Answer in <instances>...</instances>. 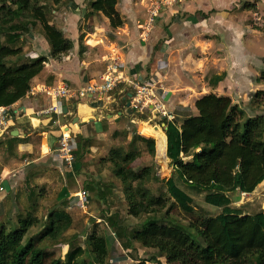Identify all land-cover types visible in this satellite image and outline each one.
Instances as JSON below:
<instances>
[{"label": "crops", "instance_id": "0c3cea01", "mask_svg": "<svg viewBox=\"0 0 264 264\" xmlns=\"http://www.w3.org/2000/svg\"><path fill=\"white\" fill-rule=\"evenodd\" d=\"M72 2L75 9L63 23L57 25L49 21L73 41V48L67 54L59 59L51 58L50 46L38 31L23 47L30 58L45 56L38 46V41H43L45 46L42 48L47 50L48 60L41 72L31 79L25 96L6 106L10 116L8 126L0 127V222L17 221L19 212L30 207L27 211L34 213L35 208H41L42 203H46V198L36 194V187L30 191L28 185L39 183L45 187L54 181L46 161L59 163L55 146L64 129L71 134L75 153L79 155L73 170L58 164L64 182L56 200L66 203V207L61 209L71 214L73 225L75 216L80 215L79 209H85L89 202V197L81 198L78 193L86 190L82 188L85 184L94 186V195L100 202H112L114 197L110 186L106 189L98 184L100 177L103 181L112 180V172L107 167L101 173L96 166L99 158L106 157L108 153H98L101 149H98V143L104 142L110 150L119 131L131 126L136 130L127 132L128 137L137 134L153 138L157 134V138L167 143L168 123L179 126L187 117L198 115L195 101L200 96L215 93L233 99L234 95L239 97L245 91L255 92L254 84L258 83L255 78L263 70V56H256L250 51L245 39L253 32L261 33L253 28V24H257L253 19L264 14V0H181L158 9L152 22L148 21V12L154 0H118L117 9L124 18V24L118 28H111L108 18L101 13H92L90 0ZM243 2L254 3L256 12L243 7ZM83 7L87 16L83 14ZM78 16L92 23L97 30L103 29V35L99 37L95 31L89 35L97 38L94 46L103 43L105 54H99V49L87 42L80 49L76 27ZM250 17L253 19L250 20ZM112 45H115L114 51L121 56L129 75L139 81L154 79L166 90L164 105L172 111L173 120L157 116L149 108L136 109L128 94L123 92L122 85L104 96L78 101L54 99L41 92L44 87L61 83L78 88L98 79L106 67ZM211 73H225L220 85H209ZM53 106L55 109L51 112H43ZM53 112L57 113V117L50 124ZM154 124L159 128L153 127ZM156 137L153 138L155 147L152 155L156 153ZM116 191L123 195L121 182ZM71 227L67 229L68 233L72 231ZM126 249L131 250L130 247ZM129 258L132 260V257Z\"/></svg>", "mask_w": 264, "mask_h": 264}, {"label": "trees", "instance_id": "16d2710c", "mask_svg": "<svg viewBox=\"0 0 264 264\" xmlns=\"http://www.w3.org/2000/svg\"><path fill=\"white\" fill-rule=\"evenodd\" d=\"M38 1L0 0V107L10 106L24 97L30 89L31 79L41 72L48 60L46 56H38L9 65L7 59L20 55L22 47L15 45L20 38L18 32H13L10 41L3 43L1 33L6 26L16 25L15 20L21 17L31 21L22 24L27 31L31 25L39 24L53 59H59L73 48L71 38L49 22ZM50 1L59 3L63 0ZM117 3L118 0H90V10L108 18L111 28H118L124 24V18ZM243 7L255 11L254 3L243 2ZM224 76L225 73L212 75L209 85H220ZM255 81L264 82V69ZM262 96L264 90L255 91L254 97L259 98L258 101ZM195 107L198 115L187 117L179 126L168 123L164 149L171 165L174 161V172L170 177L155 172V178L163 181L165 188L158 195L146 186L153 178L154 166L146 165L137 171L132 167L139 151L112 147L106 160L112 174L121 182L128 215L139 217L157 213L169 201L184 212L192 213L193 198L187 190L202 193L206 204L221 208V211L192 222L190 228L196 231L195 234L187 232L180 224L159 223L156 218H151L132 231L128 238L143 247L155 248L164 256L166 264H264V208L248 213L242 206L233 205L240 194L252 193L264 180V114L245 118L244 110L233 104L229 96L215 93L200 96ZM136 138L154 154L153 138L140 135ZM160 145L158 138L155 157L159 155ZM72 222L71 215L64 209H54L46 216L43 225L47 227L41 234L37 238L30 236L23 243L28 229L39 224L33 211L19 215L13 230L1 221L0 264H79L78 258L85 248L77 243L74 245V240L68 243L64 259L39 245L43 238L67 231ZM111 225L121 241L123 234L117 232L118 224L111 222ZM196 235L202 237L203 243ZM108 243L107 237L99 234L96 228L86 236L84 244L94 264H105L110 248Z\"/></svg>", "mask_w": 264, "mask_h": 264}, {"label": "rangeland", "instance_id": "374dc122", "mask_svg": "<svg viewBox=\"0 0 264 264\" xmlns=\"http://www.w3.org/2000/svg\"><path fill=\"white\" fill-rule=\"evenodd\" d=\"M86 1L87 0H85V2ZM72 3H73L72 0H63L59 3H54L50 0L38 1V5L43 8L47 19L49 21L57 23V25L59 22L63 23L66 20L67 16L71 14L72 9H75ZM7 5L10 6V4L8 3ZM85 10L86 9H84L83 7V14L87 16ZM55 12H59L61 15L57 16ZM262 14L263 13H261V15L259 14L258 18L256 17L257 19H253L252 17H250V20L253 19V22L257 23V24H253V28L258 29V31L261 33L254 34L253 32L247 35L245 39V43L246 46L249 48V50L252 51L256 56H263L264 58V14L263 15ZM26 22H31V21L27 17L26 18L21 17L20 19L15 20L16 25L12 24L6 26V29L1 33V40L3 41V43H7L10 41V35L13 34V32L15 33L18 32L20 35V38L15 42V45L16 46L19 45L22 47V53L15 57H9L7 59V63L9 65H16L27 60L28 61L32 60L33 58L28 57L29 52L24 51L23 47L27 45L29 42H31V40L34 38V34L36 31L41 32L43 34L41 26L39 24L31 25L32 27H30L29 31H27L28 28L26 27L24 28V26H22V24ZM100 25L102 24L100 23ZM76 27L77 30L79 31L77 39L79 40L80 49H83L84 45H86L87 42V44L91 45V47L98 48L99 54L101 55L105 54L104 52L106 48L104 47L103 43H99L98 45L94 46L93 45L95 44L94 41H96L97 38L94 35H93L94 37L89 35V33H93V31H95L97 32L99 37V35H103L104 33L103 29L97 30V28H95V26L92 25V23L89 24V22L86 21V19L83 20L82 17H79L77 19ZM38 46L40 49V53L46 56L47 50L42 48V46H45L43 41H38ZM111 47L112 49H110V52L114 50L115 45H112ZM25 54H27V56H25ZM262 68L264 69V64H262ZM251 70L255 71V69L253 68H251ZM211 75H213V73H211L209 76ZM254 88L255 91L264 90V82L255 83ZM254 94L255 92L249 93L245 91L244 93H241L239 97H236L235 95L233 96V99L235 100L234 102L232 99L233 104H237L242 110H244L245 118L250 116L253 117L257 114H264V103H262L264 102V96L261 97V101H258L260 99L255 98ZM133 129L136 130V127L131 126L129 129L126 128L121 129L119 131L118 136H115L116 138L114 137L116 141L112 144L111 147L120 146L126 151H132V150L139 151L140 154L139 157L132 163V167L136 171L146 165L154 166L153 178L150 182L146 184V186L150 188V190L155 195H158L160 192L164 191L165 188H164V182L158 181L155 178V172L157 171L159 173H162L166 177H169L170 174L173 172V167L170 164V161L165 156V149H164L165 143L163 141L164 139L161 140L159 155L155 157L156 153L155 155H152L147 150L145 143L136 138L137 134L136 135L134 134L132 137L127 136V132L132 133ZM144 135L147 137H151L146 133H144ZM156 135L157 134L153 135V138L156 137ZM104 144H105L104 142L98 143L97 146L98 149L101 148L98 151V153L99 152L106 153L109 151V147ZM100 145L102 147H100ZM43 148L44 151L47 150L45 145H43ZM78 155H79L78 153H75V157H78ZM107 155L108 153L106 154V157ZM106 157H100L99 164L96 163V166L100 168L99 172L101 173L105 172L106 167L108 168V170L111 171L110 164L107 163L108 161L106 160ZM58 164L59 163L55 161L53 162H51L50 160L49 162L46 161V167L52 173V177L54 179L53 182L47 183L45 187H43L44 185H41L39 183L34 184L33 186H31L30 184L28 185L30 191L34 189V187H36V192H37L36 194L46 198V203H42L41 208L39 207L35 208L36 212L34 210V213L39 218V224H37L36 226H32L28 229L23 239V243L26 242L27 239L30 238V236L31 237L35 236L37 238V236L41 234V231L45 227H47L46 225H43V223L45 221L44 218L48 215L50 211L54 209H61L66 207V203L64 202L58 203L56 200V196L57 193L59 192L60 185L64 182L63 180L64 176L61 174ZM105 176L104 178L106 179ZM112 176L113 175L111 174L112 180L107 179V181H103V178L100 177V182H98V184L101 183L100 186L102 187L105 186L106 189L110 186V192L111 194H114L112 202L111 201H110L111 203L109 202L110 204L104 201L100 202L97 199V197L94 195L95 192L94 186H92V184L90 183H88L90 185L85 184L84 187L82 188L86 189L89 192V202L86 205L85 209H79L80 215H77L78 217L75 216L74 223L71 227L72 231H70L69 233L65 231L62 234L57 233L49 238L48 237L43 238L42 242L39 243V245L46 246L47 250L53 252L56 257H60L61 259H64L68 249V243L71 240H74V245L77 243L85 248L84 254L78 258L79 264H94L91 254L88 251V248L85 247L84 241L86 239V236L93 230V228H96L99 234L106 236L107 239L109 240L108 247L110 246L109 248L110 252L108 253L105 264H138V262L145 263L146 261L148 262V264H166L164 256L161 253H159L155 248L143 247L140 244L137 245L136 242L134 241L131 242V240L128 238V235L132 231L141 228L146 223V221H148L151 218H156L159 221V223L180 224L183 226L184 230L195 234L196 231L190 228V224H192V222H196L197 219L206 216L216 215L221 211V208H217L206 204L203 200L204 195L202 193L198 194L187 190L189 195L193 198L194 210L192 213L184 212L178 206L174 205V203H171V201H169L167 203V206L157 213L143 214L139 217H133L127 214V204L124 200V195H121V192L117 193L116 191L117 185L120 186V180L117 177L114 176L112 177ZM31 196L32 198L34 197L33 195ZM20 197L21 196L19 195L18 196L19 200ZM31 201H35V200L31 199ZM233 205L242 206L243 210L248 213H254L264 208V180L263 182L260 183V185L256 187V189L252 193L240 194L238 201L233 203ZM28 209H30V207L26 208L25 211H21L19 213L23 214ZM111 222L117 223L118 224L117 232L119 230L120 233L123 234L121 241L119 240L120 244L117 242L118 236L116 232L115 234H113L112 231L113 227L111 225ZM6 224L8 225V227H10L9 229L11 230L15 229L17 226L16 221H10L9 223L6 222ZM115 236L117 239H115ZM196 238L200 243H203L202 237L200 235H196ZM128 246L131 248L130 251H127L126 249V247ZM129 256L132 257V260L129 258Z\"/></svg>", "mask_w": 264, "mask_h": 264}, {"label": "built area", "instance_id": "2783aa9c", "mask_svg": "<svg viewBox=\"0 0 264 264\" xmlns=\"http://www.w3.org/2000/svg\"><path fill=\"white\" fill-rule=\"evenodd\" d=\"M181 0H154L152 7L148 12V21L152 22L157 16L158 9L162 6L171 5L172 3ZM153 74V73H151ZM122 85L124 93H127L131 99V104L138 110L145 108L153 110L157 116L173 120L174 116L171 110H168L164 105L167 99L166 90L156 84L155 80L148 79L139 81L135 76L129 75L125 63L121 60V56L117 51L112 50L111 54L106 59V67L98 76V79L90 80L83 86L71 88L70 86L61 83L58 86L44 87L41 92L48 97L54 99L62 98L64 100L75 101L83 100L88 97H101ZM55 109V106L46 108L44 113H49ZM9 113L7 107H0V127L8 126ZM76 148L73 145L72 137L64 131L59 134L56 140L55 152L59 158V163L73 170L75 168ZM2 189V187H0ZM79 197L88 198L89 194L86 190H81ZM243 194V193H242ZM87 202V201H86Z\"/></svg>", "mask_w": 264, "mask_h": 264}, {"label": "water", "instance_id": "95a60500", "mask_svg": "<svg viewBox=\"0 0 264 264\" xmlns=\"http://www.w3.org/2000/svg\"><path fill=\"white\" fill-rule=\"evenodd\" d=\"M57 117V113L56 112H53L52 113V119H51V122H50V124H52L53 123V121L55 120V118ZM153 127H157V128H159L157 125H153ZM155 141H156V155H157V151H158V138L157 139H155ZM173 160H172V167H173V172H174V166H173ZM170 177V176H169Z\"/></svg>", "mask_w": 264, "mask_h": 264}, {"label": "bare ground", "instance_id": "6f19581e", "mask_svg": "<svg viewBox=\"0 0 264 264\" xmlns=\"http://www.w3.org/2000/svg\"><path fill=\"white\" fill-rule=\"evenodd\" d=\"M62 129H63V128H62ZM64 130H65L64 132H65L66 134H68V130H67V129H64Z\"/></svg>", "mask_w": 264, "mask_h": 264}]
</instances>
